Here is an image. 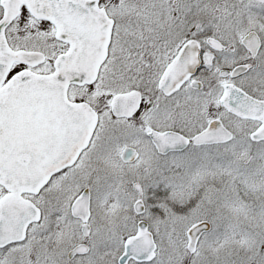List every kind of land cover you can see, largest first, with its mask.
Returning a JSON list of instances; mask_svg holds the SVG:
<instances>
[{
    "label": "snow or ice",
    "instance_id": "obj_1",
    "mask_svg": "<svg viewBox=\"0 0 264 264\" xmlns=\"http://www.w3.org/2000/svg\"><path fill=\"white\" fill-rule=\"evenodd\" d=\"M0 264H264V0H0Z\"/></svg>",
    "mask_w": 264,
    "mask_h": 264
}]
</instances>
